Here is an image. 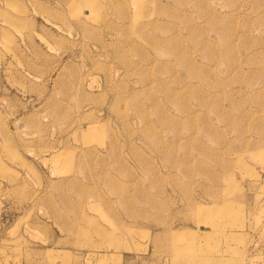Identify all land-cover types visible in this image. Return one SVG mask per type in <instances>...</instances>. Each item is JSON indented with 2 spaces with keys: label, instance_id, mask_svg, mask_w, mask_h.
Masks as SVG:
<instances>
[{
  "label": "rangeland",
  "instance_id": "1",
  "mask_svg": "<svg viewBox=\"0 0 264 264\" xmlns=\"http://www.w3.org/2000/svg\"><path fill=\"white\" fill-rule=\"evenodd\" d=\"M6 93L0 264H264V0H0Z\"/></svg>",
  "mask_w": 264,
  "mask_h": 264
},
{
  "label": "crops",
  "instance_id": "2",
  "mask_svg": "<svg viewBox=\"0 0 264 264\" xmlns=\"http://www.w3.org/2000/svg\"><path fill=\"white\" fill-rule=\"evenodd\" d=\"M9 99L12 102V105L10 107H8ZM1 100L5 102V107L4 111H2L0 120V167L1 169L7 171L9 167V159L7 157L6 151L8 146L12 147L13 145H19V134L20 131L23 129L22 118L24 117V115L21 114H24V110L22 108L21 98L17 95L12 94L9 96L7 93L5 95L1 94ZM9 115L11 118L15 119L11 120L10 122L11 125L14 126V128L8 125L7 117H9ZM19 120L21 121V123L17 124ZM17 155L19 156V154H16L15 156ZM6 176L7 175L5 174V177Z\"/></svg>",
  "mask_w": 264,
  "mask_h": 264
}]
</instances>
